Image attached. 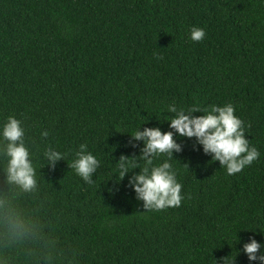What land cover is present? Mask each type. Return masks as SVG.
Instances as JSON below:
<instances>
[{"label":"trees","instance_id":"1","mask_svg":"<svg viewBox=\"0 0 264 264\" xmlns=\"http://www.w3.org/2000/svg\"><path fill=\"white\" fill-rule=\"evenodd\" d=\"M192 26L203 40L188 39ZM226 102L258 160L227 176L180 138L179 207L144 212L127 177L109 191L112 155L138 151L118 131L155 126L171 103ZM9 113L37 146L87 143L101 167L88 185L37 153L31 191L0 170V264H249L235 257V232L264 239L244 230L264 232V0H0V117Z\"/></svg>","mask_w":264,"mask_h":264},{"label":"clouds","instance_id":"2","mask_svg":"<svg viewBox=\"0 0 264 264\" xmlns=\"http://www.w3.org/2000/svg\"><path fill=\"white\" fill-rule=\"evenodd\" d=\"M205 30L192 26L188 39L193 42L204 39ZM235 106L231 102L211 104L205 107L193 105L177 106L175 103L166 105L169 118L160 120L155 126H144L148 119L131 131H118L129 135V144L138 151L130 155L121 154L113 157L110 169L111 178L118 190V185L127 177L125 187L134 193L137 202H142L144 212H155L170 207H179L184 198L181 193L182 184L177 178V169L172 161L174 153L182 151L180 138H194L193 147L200 146L204 154L211 156V161H219L225 175L231 176L250 166L261 156V152L249 143L245 132L248 125L235 114ZM195 113H201L196 115ZM167 122V130H162L160 123ZM49 136L46 129L39 131L43 141ZM37 153L43 167L54 168L58 161H66L71 169L85 184L94 185L97 170L101 167V159L89 149L87 143H80L71 152L60 151L55 145H36L25 118L15 113L0 117V170L5 174L6 181L24 191L38 188ZM70 156V159H68ZM186 167L189 169L187 164ZM138 169V171H137ZM95 174V179L93 176ZM235 232L237 254H246L249 264L253 261L264 264V239L257 240L250 235L246 241ZM248 230L255 234L264 232L259 229ZM243 241V242H242ZM215 259V264H234L235 258L229 255Z\"/></svg>","mask_w":264,"mask_h":264}]
</instances>
